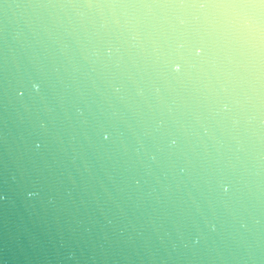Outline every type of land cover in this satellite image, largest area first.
<instances>
[{
	"label": "water",
	"instance_id": "obj_1",
	"mask_svg": "<svg viewBox=\"0 0 264 264\" xmlns=\"http://www.w3.org/2000/svg\"><path fill=\"white\" fill-rule=\"evenodd\" d=\"M0 264H264V0H0Z\"/></svg>",
	"mask_w": 264,
	"mask_h": 264
}]
</instances>
